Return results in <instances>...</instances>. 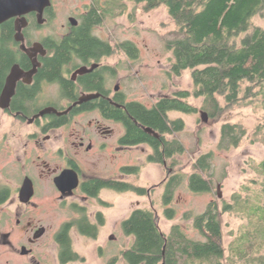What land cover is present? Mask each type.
<instances>
[{
    "label": "trees",
    "instance_id": "trees-1",
    "mask_svg": "<svg viewBox=\"0 0 264 264\" xmlns=\"http://www.w3.org/2000/svg\"><path fill=\"white\" fill-rule=\"evenodd\" d=\"M124 1L145 3L147 11L162 6L168 9L179 29L176 34L178 38L167 43V48L174 56L172 73L179 76L191 70L194 95L204 99L203 109L211 119H218L235 106L251 104L248 101L264 95V27L253 23L254 18L264 14V0H109L104 7L99 0H95L88 16L79 27L73 29L70 37L54 42L51 38L46 39L47 46L60 47L57 56L48 61V70L55 74L62 63L67 61L70 45L77 46L78 54L84 57L100 50L109 54V44L92 37L91 30L101 24L105 16L113 15L116 8H123ZM47 12L50 14L51 8ZM15 35L13 20L2 25L0 89L10 66L18 61L17 53L9 49L18 45ZM119 48L130 58L138 55L137 47L131 43H123ZM190 97L189 91H179L173 97L159 100L151 109L139 102L132 103L128 106L130 119L119 116L128 128L122 144L136 146L147 143L153 148L148 157L149 162L163 165L172 161L170 167L175 173L165 185L163 195L164 212L170 220L175 216V209L171 207L175 191L185 177L179 173L180 166L175 158L186 152L185 145L175 138L177 133L185 129V123L182 119L172 120L170 113H194L196 109L188 102ZM143 127L153 129L160 137L145 132ZM246 134L241 124H223L218 150L227 151L239 147ZM213 159L214 153L211 152L194 162V172L188 177L192 192L213 191L212 176L209 177L212 174ZM259 166L262 175L261 192L256 198L248 196L244 201L241 196L235 197L236 205L233 207L244 205L252 226L241 235L238 244L232 247L233 258L230 264H239L241 261L246 264H264V258L256 257L264 249V160ZM123 172L133 175L139 173V168H125ZM106 188L136 192L139 195L145 193L144 189L131 183L98 180L86 183L84 192L96 198ZM219 205L218 201L211 202L202 214H185L184 218L193 221V228L202 239L192 237L181 224L174 225L171 232L166 234L154 210H135L122 223L124 234L135 239L132 247L122 253L123 261L126 264H225L226 249ZM231 209V205L225 204L222 210L228 212ZM74 210L79 215L71 223L82 234L97 236L99 227L91 224L85 209ZM99 219L102 225L104 218L100 215ZM68 228L60 236L62 252L72 254L76 260L78 256L71 249Z\"/></svg>",
    "mask_w": 264,
    "mask_h": 264
},
{
    "label": "rangeland",
    "instance_id": "rangeland-1",
    "mask_svg": "<svg viewBox=\"0 0 264 264\" xmlns=\"http://www.w3.org/2000/svg\"><path fill=\"white\" fill-rule=\"evenodd\" d=\"M51 1L52 11L47 25L30 30L34 41L45 36L61 37L64 33L63 26L68 24V18L80 16L88 6H93L95 0ZM99 1L104 7L109 0ZM123 5V8H116L113 15L105 16L96 32L118 51L109 62L117 64L119 77L123 79V87L129 98L151 107L161 97H173L179 91H189L191 97L188 102L196 109L190 114L170 113L172 119H182L185 123V129L175 136L186 147V152L175 158L180 166L179 173L185 176L175 191L171 204L175 209V216L170 220L164 212V181L168 171L162 164L149 162L148 157L152 152L148 147L142 146L127 151L121 150L114 161L109 158L98 165H88L84 173L87 176L121 179L144 189L143 195L105 189L98 198L85 199V195L79 193L68 202L67 207H60L51 212L48 221L57 223L59 227L61 222L77 218L79 214L72 210V205L75 204L79 206L78 209L83 207L93 222L96 221L97 214L101 215L104 223L100 225L97 239L80 237L78 233L72 232L75 251L85 258L83 264H126L122 253L132 247L135 239L124 234L122 223L135 210H154L159 218V225L166 234L171 232L174 225L181 224L192 237L202 239L194 230L193 221L184 218L185 214H202L211 202L218 201L222 212L225 264H230L233 258L232 247L238 244L241 235L252 226L244 211L245 206L233 207L236 205L235 197L241 196L244 201L248 196L256 198L261 192L262 175L259 165L264 160V95L248 101L251 104L235 106L218 119H211L208 115V121L204 123V99L194 95L191 70L184 71L179 76L172 73L174 56L167 48V43L178 38L176 34L179 29L168 9L162 6L147 11L145 3L131 1H124ZM253 23L255 26L264 27V14L254 18ZM123 43H131L137 47L136 58H130L119 48ZM225 123L241 124L247 134L239 147L220 151L218 144L221 127ZM12 125V120L0 112V142L9 148L7 158L0 159V167H8L9 186L14 189L20 178L17 156L23 157L26 140H22L20 135L17 138L12 137ZM27 126L17 132L26 135L31 131ZM6 131L9 133L7 138L4 137ZM211 152L214 153V159L212 174H209V177L212 176L213 191L192 192L188 177L194 172L193 164L201 156ZM171 164L172 161H168V165ZM121 166L137 167L139 173H125V176L124 172L119 170ZM225 204L231 205L232 209L224 212L222 209ZM113 236L114 239H111ZM256 257L264 258V249ZM239 264L246 263L241 261Z\"/></svg>",
    "mask_w": 264,
    "mask_h": 264
},
{
    "label": "flooded vegetation",
    "instance_id": "flooded-vegetation-1",
    "mask_svg": "<svg viewBox=\"0 0 264 264\" xmlns=\"http://www.w3.org/2000/svg\"><path fill=\"white\" fill-rule=\"evenodd\" d=\"M92 8L90 5L80 16L69 17L61 37L45 36L38 41H34L30 30L46 26L51 15L47 10L44 24L39 25L37 14L32 13L26 17L28 24L22 31L25 46L15 40L18 45L9 48L17 53L18 61L10 66L6 74L0 89V101L14 68H19L20 77L8 106L2 108L0 105V112L14 123L10 126L12 137L20 135L26 143L23 157L17 156L20 178L16 188L9 186L8 167H0V264H83L85 258L75 251L72 232L88 239H97L98 234L95 237L82 234L71 223L72 220L61 222L58 227L57 223L48 221L51 212L67 207L68 202L79 193L84 194L85 199L94 198L84 192L88 182L127 183L99 175L87 176L84 172L88 165H98L109 158L114 161L121 150L146 146L153 151L147 143L136 146L122 144L128 128L119 116L130 119L128 106L137 101L131 100L126 93L117 64L109 62L118 51L96 32L100 24L92 28V37L108 43L109 54L100 50L84 57L78 54L77 46L70 45L67 61L55 74L48 70V61L57 56L60 47L47 46L46 39L51 38L54 42L70 37L73 29L82 24ZM70 18L76 19V26L70 22ZM12 20L16 32L18 19ZM163 98L170 97H161L158 101ZM158 101L151 107L141 104L151 109ZM25 125L31 131L26 135L18 133ZM148 128L143 127L145 132ZM4 134L5 138L9 136L8 131ZM157 135L153 136L159 138L160 135ZM8 149L0 142L1 160L7 158ZM163 165L168 171L164 181V185H167L175 171L168 162ZM125 168L131 167L121 166L119 170L123 172ZM62 176H65L66 185H72L77 179L78 187L71 194L68 191L64 194L59 189L57 181ZM27 179L31 180L33 188L30 198L22 195ZM78 207L72 205V210ZM99 217L97 214L93 222L88 215L91 224L100 228ZM68 226L71 249L78 256L76 260L72 254L62 252L60 236Z\"/></svg>",
    "mask_w": 264,
    "mask_h": 264
},
{
    "label": "water",
    "instance_id": "water-1",
    "mask_svg": "<svg viewBox=\"0 0 264 264\" xmlns=\"http://www.w3.org/2000/svg\"><path fill=\"white\" fill-rule=\"evenodd\" d=\"M51 7H52L51 0H0V26L8 22L9 20L18 19V22L16 24L15 40L18 43H21L22 46L24 47L25 38L22 31L23 28L26 27L28 24L26 17L32 13H36L38 24L43 25L45 22L44 19L45 12ZM70 22L74 26L77 25V21L75 18H70ZM19 77H20V70L18 67H16L12 70V73L7 79V84L0 101V105L2 108L8 106L12 96L15 93L16 83ZM202 121L204 123L208 121V114L205 112L202 113ZM146 131L150 134L155 135L156 137L158 136L156 132H154L150 128L146 129ZM64 178L65 176L60 177L57 181V185L64 194L66 191H68V193L71 194L73 190L78 187V181L76 179L72 185L71 184L66 185L67 182L65 181ZM218 190H219V197H221L220 187H218ZM32 194H33L32 182L31 180L27 179L25 181L24 188L22 190V195L25 196L26 198H30ZM111 239H114V236L111 237Z\"/></svg>",
    "mask_w": 264,
    "mask_h": 264
}]
</instances>
